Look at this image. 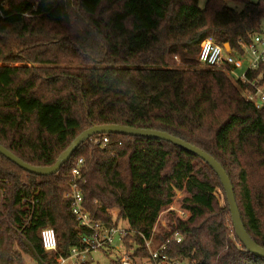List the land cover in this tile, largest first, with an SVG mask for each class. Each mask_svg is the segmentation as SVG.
<instances>
[{
    "label": "trees",
    "instance_id": "trees-1",
    "mask_svg": "<svg viewBox=\"0 0 264 264\" xmlns=\"http://www.w3.org/2000/svg\"><path fill=\"white\" fill-rule=\"evenodd\" d=\"M0 10V144L50 167L94 126L166 132L223 166L245 227L264 248V107L246 99L248 85L230 67L199 61L207 39L245 55L264 32V0H207L204 8L200 0H0ZM260 75L264 85V71L248 73ZM81 159L87 212L107 228L126 223L123 248L135 264L162 263L152 259L150 240L154 249L167 244L160 254L170 264H264L236 236L226 195V205L219 202L222 183L206 162L166 141L115 134L92 137L52 176L0 155V264L27 257L58 264L84 249L90 231L67 198ZM179 193L185 218L170 210ZM167 210L168 226L157 232ZM48 227L57 252L43 248Z\"/></svg>",
    "mask_w": 264,
    "mask_h": 264
},
{
    "label": "built area",
    "instance_id": "built-area-1",
    "mask_svg": "<svg viewBox=\"0 0 264 264\" xmlns=\"http://www.w3.org/2000/svg\"><path fill=\"white\" fill-rule=\"evenodd\" d=\"M0 15H2L1 10ZM243 50L245 54H248L252 58V63L242 75H238L236 69L243 68V62L236 61L232 53H227L223 46L215 43L212 39H207L201 44L199 61L203 66L215 70H226L227 67H230L233 77L240 80L243 84L248 85L245 90L246 99L255 104L257 108H263L264 85L261 84L262 75L256 80H250L248 73L258 72L260 70L264 71V32L255 35L252 43L244 46ZM97 143H100V141H97ZM108 143L109 139L104 138L103 144L106 145ZM83 167L84 160L81 159L72 172L71 187L67 198L70 200L72 213L76 217L79 227L89 230L90 234L82 236L81 242L84 246L83 250L74 248L71 256L69 258L61 257L58 260V264H68L70 260H76L75 264H83L85 262L80 261L83 254H88L93 251H107L110 253L115 250L120 252V264H135L133 253L121 248L123 246V240L130 235L128 228H107L101 222L94 220L87 212L82 189V184L84 183ZM180 216L185 218L187 214L183 211ZM41 240L46 252L58 251V238L53 228L48 227L43 229L41 232ZM175 240L177 243H180L182 242V237L176 235ZM152 244L153 240L147 243L148 248L151 250L152 259L157 260L161 258L163 264H170L169 258L166 255L160 254L167 249V244L161 245L159 249L152 248ZM172 264L182 263L175 262Z\"/></svg>",
    "mask_w": 264,
    "mask_h": 264
},
{
    "label": "water",
    "instance_id": "water-1",
    "mask_svg": "<svg viewBox=\"0 0 264 264\" xmlns=\"http://www.w3.org/2000/svg\"><path fill=\"white\" fill-rule=\"evenodd\" d=\"M224 48L227 53H231L229 45H225ZM102 134L126 135L166 141L206 162L215 171L222 183L228 201L232 224L236 236L249 253L257 258H261L264 260V248L258 245L248 233L243 222L239 205L237 203L233 183L223 166L213 156L203 151L202 149L166 132L158 130L139 129L121 125L94 126L78 136L70 145V147L61 154L57 162L50 167H39L28 164L18 156H16L14 153H12L10 150H8L6 147H4L2 144H0V155L7 158L22 170L30 174H34L37 176H52L60 172L62 167L70 161L73 154L80 148L82 144L87 142L92 137Z\"/></svg>",
    "mask_w": 264,
    "mask_h": 264
},
{
    "label": "rangeland",
    "instance_id": "rangeland-1",
    "mask_svg": "<svg viewBox=\"0 0 264 264\" xmlns=\"http://www.w3.org/2000/svg\"><path fill=\"white\" fill-rule=\"evenodd\" d=\"M252 1L256 3L259 0H252ZM206 2L207 0H200V6L204 8L206 5ZM230 6L235 9H239V10L243 9V5L240 3H230ZM262 26L264 28V19L262 21ZM233 57L235 58L236 61L243 62V68L236 69V73L238 75L244 74V72H246V70L250 67L252 63V58L248 54H245V56H242L236 53L233 54ZM184 197H185L184 193H179L175 200V203L170 208V210H174L177 215H180L181 212L184 211L181 208V200ZM218 198H219V202L221 206H225L226 200H225V194L223 191L219 190ZM117 212L118 211H114L115 215L117 214ZM169 220H170V215H169V211L167 210L161 215L159 225L156 228L157 232L166 230ZM121 225L124 226L125 228L127 227L126 223H122ZM121 248H123V246H121ZM108 254L109 255H107L105 251H93L88 254H83L80 258V261L89 262L91 264H112V262L116 261V259L119 257L120 252L115 250V251H112V253L110 252ZM75 262L76 260H70L69 264H75ZM25 264H39V263L32 261V258L27 257ZM137 264H153V262L151 260L145 259V260H138ZM159 264H163V263H159Z\"/></svg>",
    "mask_w": 264,
    "mask_h": 264
},
{
    "label": "crops",
    "instance_id": "crops-1",
    "mask_svg": "<svg viewBox=\"0 0 264 264\" xmlns=\"http://www.w3.org/2000/svg\"><path fill=\"white\" fill-rule=\"evenodd\" d=\"M32 261H35V262H37L36 260H34V259H32ZM38 263V262H37ZM69 264V263H68Z\"/></svg>",
    "mask_w": 264,
    "mask_h": 264
}]
</instances>
